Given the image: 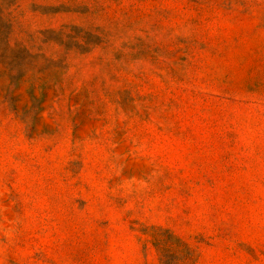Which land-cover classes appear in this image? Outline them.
<instances>
[{"label":"rangeland","instance_id":"rangeland-1","mask_svg":"<svg viewBox=\"0 0 264 264\" xmlns=\"http://www.w3.org/2000/svg\"><path fill=\"white\" fill-rule=\"evenodd\" d=\"M182 243L264 264V0H0V264Z\"/></svg>","mask_w":264,"mask_h":264},{"label":"trees","instance_id":"trees-1","mask_svg":"<svg viewBox=\"0 0 264 264\" xmlns=\"http://www.w3.org/2000/svg\"><path fill=\"white\" fill-rule=\"evenodd\" d=\"M182 244L187 249L188 257L177 259L176 261H161V264H189V263L192 264L193 262H195L197 259V255L195 254V252L192 249H190L185 243ZM155 247H157V250H159V252L161 253L167 252V246H165V242L161 241L160 239H157V242L155 243Z\"/></svg>","mask_w":264,"mask_h":264}]
</instances>
